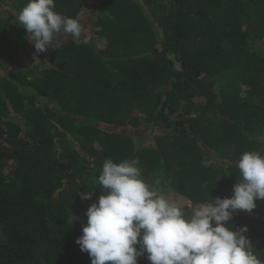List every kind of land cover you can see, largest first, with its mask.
Masks as SVG:
<instances>
[{"label":"trees","instance_id":"obj_1","mask_svg":"<svg viewBox=\"0 0 264 264\" xmlns=\"http://www.w3.org/2000/svg\"><path fill=\"white\" fill-rule=\"evenodd\" d=\"M27 3L0 0V264H91L76 240L106 159L193 203L233 195L241 154L264 155V0H54L92 11L88 34L19 67ZM256 205L226 226L264 262Z\"/></svg>","mask_w":264,"mask_h":264},{"label":"clouds","instance_id":"obj_2","mask_svg":"<svg viewBox=\"0 0 264 264\" xmlns=\"http://www.w3.org/2000/svg\"><path fill=\"white\" fill-rule=\"evenodd\" d=\"M54 9V0H28L18 14L37 52L56 46L60 34L81 38L84 27L79 20ZM82 42L88 44L90 38ZM139 163L138 158L119 163L106 159L102 165L97 183L104 194L87 209V223L76 240L91 264H138L145 254L150 264H264L244 235L247 226H226L233 212H250L257 200H264V155L241 154L230 198L217 197L190 209L145 182ZM207 163L202 161L203 166ZM91 195L80 193L84 200Z\"/></svg>","mask_w":264,"mask_h":264},{"label":"rangeland","instance_id":"obj_3","mask_svg":"<svg viewBox=\"0 0 264 264\" xmlns=\"http://www.w3.org/2000/svg\"><path fill=\"white\" fill-rule=\"evenodd\" d=\"M88 12H92V11H87L85 13H82V16L79 17V22L84 27V30L82 31V34H85V35H87L88 32H89V29L91 27L90 24L92 23V18H93L92 17L93 16V12L91 13L92 14L91 16H88ZM66 37H69V36H66V35H63V34L59 35L57 37V39H59L58 42L61 41L64 38H66ZM55 43H56V40L54 39L53 45ZM26 44H27L26 49L20 54V56L17 59H15L14 63L16 64V66L29 67V66L34 65L36 62H39L41 60V58H43L44 56L46 57L47 54L49 53L50 49L52 48V46H49L46 51L37 52V50L34 47V42L33 41L30 40V41L26 42ZM100 44L101 43H98V45H100ZM0 73H2V72H0ZM160 193L162 195L168 197V198H171L173 200L178 201L181 204L189 206V208L192 205H198L197 203L190 202L187 199H185L184 197L178 196V195H176L173 192L172 193H166L165 190L164 191L161 190ZM238 211L239 210H237L235 212H238Z\"/></svg>","mask_w":264,"mask_h":264}]
</instances>
